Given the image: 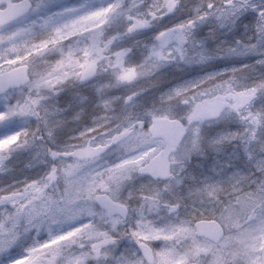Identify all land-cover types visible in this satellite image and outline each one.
Masks as SVG:
<instances>
[{"label":"snow or ice","instance_id":"1","mask_svg":"<svg viewBox=\"0 0 264 264\" xmlns=\"http://www.w3.org/2000/svg\"><path fill=\"white\" fill-rule=\"evenodd\" d=\"M0 264H264V0H0Z\"/></svg>","mask_w":264,"mask_h":264}]
</instances>
